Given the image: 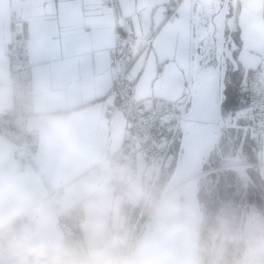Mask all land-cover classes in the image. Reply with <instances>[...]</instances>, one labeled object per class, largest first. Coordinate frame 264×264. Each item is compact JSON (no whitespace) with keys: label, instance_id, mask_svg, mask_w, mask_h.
<instances>
[{"label":"snow or ice","instance_id":"snow-or-ice-1","mask_svg":"<svg viewBox=\"0 0 264 264\" xmlns=\"http://www.w3.org/2000/svg\"><path fill=\"white\" fill-rule=\"evenodd\" d=\"M5 32L19 60L88 80L156 150L195 162L264 143V0H0Z\"/></svg>","mask_w":264,"mask_h":264},{"label":"crops","instance_id":"crops-1","mask_svg":"<svg viewBox=\"0 0 264 264\" xmlns=\"http://www.w3.org/2000/svg\"><path fill=\"white\" fill-rule=\"evenodd\" d=\"M5 32L0 44V109L12 105L11 72L5 45L10 39ZM38 112L33 124L41 131L38 160L51 180L66 188L65 205L80 204L84 221L79 227L85 247L91 238L121 231L125 226V213L130 206L137 207L144 200L147 189L143 169L145 160L139 156V175L130 181L125 192L111 186L110 162L103 156L108 148L121 147L127 131V119L117 112L112 119H103L105 102L84 78H71L52 74L34 66ZM52 125L60 127L65 135L78 145V152L69 157L54 148L45 138ZM254 154L250 166L255 186H264V149ZM211 178L210 181H212ZM23 196L27 210L37 198H42L41 219L45 227L57 232L58 209L46 196V187L39 175L27 170L21 158L15 155L10 138L0 132V211L4 202L13 196ZM255 224L264 233V195L253 199ZM21 213V214H22ZM20 215L16 221L20 223ZM58 233V232H57Z\"/></svg>","mask_w":264,"mask_h":264},{"label":"built area","instance_id":"built-area-1","mask_svg":"<svg viewBox=\"0 0 264 264\" xmlns=\"http://www.w3.org/2000/svg\"><path fill=\"white\" fill-rule=\"evenodd\" d=\"M14 34L5 45V54L8 59L11 72L12 105L0 109V132L10 138L13 143L15 155L24 162L27 170L35 171L46 187V196L51 199L58 209L57 232L67 240L80 237L79 227L84 221V213L80 204L71 208L65 205L64 186L55 184L49 174L38 160L39 148L41 145V131L33 124L37 109L34 65L28 60H19L15 53L13 43ZM119 111L110 109L105 102L101 116L103 119H112ZM127 119V118H126ZM264 149V143L257 144L253 149L257 157ZM139 156L145 160L143 176L147 189L144 198H149L153 186L159 180L163 170L169 167L173 154L166 150H156L149 144V137L142 133L127 119V131L121 147L117 150L108 148L103 159L110 162L112 178L111 186L120 192H125L130 181L140 173ZM207 171L204 176L208 177L211 172ZM208 175V176H207ZM42 198H37L33 204L20 216V223H27L30 219L36 218L41 213ZM147 205L145 199L139 204L141 210ZM136 207L129 206L126 210L125 226H128L126 219L134 213ZM123 228V229H124ZM122 229V230H123ZM121 230V231H122ZM115 231L113 233H120ZM127 234V233H126ZM242 240L244 243V255L250 249L264 248V233L258 230L255 223L248 219L242 229ZM242 257V259H243ZM4 258L0 257V261ZM241 259V260H242ZM239 261V264L241 262Z\"/></svg>","mask_w":264,"mask_h":264},{"label":"clouds","instance_id":"clouds-1","mask_svg":"<svg viewBox=\"0 0 264 264\" xmlns=\"http://www.w3.org/2000/svg\"><path fill=\"white\" fill-rule=\"evenodd\" d=\"M46 140L69 157L78 152V145L64 131L52 125L45 133ZM160 221L161 228L171 230L188 248H201V234L189 226L181 208L169 199L152 203L144 198ZM27 206L23 196H13L0 211V264H156L155 258L142 247L130 249L126 236L120 233L98 235L90 239L86 251L77 250L61 234L45 227L43 213L27 223L16 224V218ZM232 242L226 227L212 232L210 252L213 264H221ZM240 264H264V248L245 253Z\"/></svg>","mask_w":264,"mask_h":264},{"label":"rangeland","instance_id":"rangeland-1","mask_svg":"<svg viewBox=\"0 0 264 264\" xmlns=\"http://www.w3.org/2000/svg\"><path fill=\"white\" fill-rule=\"evenodd\" d=\"M173 155L169 167L163 170L149 194L148 199L152 203H157L162 197L163 191L176 169L180 153L177 152ZM253 159L254 154L247 147H230L223 150L213 147L212 152L206 158L203 165L204 172L213 171L214 168L217 171L211 172L209 176L207 175L208 177L203 175L199 179V198L204 215L201 226V248L199 249L201 260L199 264H213L214 257L210 252L211 234L220 230L222 226L227 228L232 242L229 244L221 264H239L242 259L244 255L242 229L248 219L255 223V220L252 219L255 212L253 199H259L260 185L255 186L250 168L253 166ZM233 162L235 163L233 164ZM237 165L245 166L246 172L239 171L235 167ZM211 178H213L212 181H210ZM246 191L254 194L246 196L244 195ZM152 213L153 210L147 203L143 211L140 206H137L135 212L126 219L129 224L121 231V234L126 236L130 249H136L139 246V241L148 228L147 223L152 219ZM23 215L24 213L21 214V216ZM70 242L79 251L87 250L81 237L72 238Z\"/></svg>","mask_w":264,"mask_h":264},{"label":"bare ground","instance_id":"bare-ground-1","mask_svg":"<svg viewBox=\"0 0 264 264\" xmlns=\"http://www.w3.org/2000/svg\"><path fill=\"white\" fill-rule=\"evenodd\" d=\"M212 150L213 147L210 146L207 150L200 154L199 159L195 162L186 159L180 154L176 169L169 179L163 191L162 197L159 199V201L169 199L176 203L181 208L185 219L186 213L189 215H192L193 213L192 203L190 202V187L194 181H199L200 177L205 175L206 172L203 170V165ZM234 163L235 162H233V164ZM235 167L243 173L246 172L245 166L243 165H237ZM191 173L192 175H190ZM203 220L204 215L201 210L200 216H192L188 224L191 227L198 228L201 234ZM147 226L148 228L141 237L138 247H142L145 251L150 253L156 261L162 257L164 249L171 243L177 241L178 238L174 239L175 235L171 230L161 228L160 221L157 219L154 212L152 213V219L147 223ZM173 256L174 255L172 254V262L170 261L168 264H199L201 260L199 250L194 251L186 247L182 242L176 251V260H174Z\"/></svg>","mask_w":264,"mask_h":264},{"label":"water","instance_id":"water-1","mask_svg":"<svg viewBox=\"0 0 264 264\" xmlns=\"http://www.w3.org/2000/svg\"><path fill=\"white\" fill-rule=\"evenodd\" d=\"M192 175V173L190 174ZM190 202L192 203V215L186 213V220L189 222L192 216H200L201 213V204L199 198V181L196 180L192 183L190 187ZM159 237V236H158ZM160 238V237H159ZM177 237L175 236L174 239ZM181 244V241L178 239L174 243H171L168 247L164 249V253L161 258L156 260V264H168L170 261L172 262V254L174 255L173 258L176 260V251Z\"/></svg>","mask_w":264,"mask_h":264},{"label":"trees","instance_id":"trees-1","mask_svg":"<svg viewBox=\"0 0 264 264\" xmlns=\"http://www.w3.org/2000/svg\"><path fill=\"white\" fill-rule=\"evenodd\" d=\"M143 199H144V197H143Z\"/></svg>","mask_w":264,"mask_h":264}]
</instances>
